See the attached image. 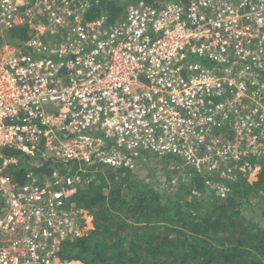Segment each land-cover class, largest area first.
Listing matches in <instances>:
<instances>
[{
    "label": "built area",
    "instance_id": "1",
    "mask_svg": "<svg viewBox=\"0 0 264 264\" xmlns=\"http://www.w3.org/2000/svg\"><path fill=\"white\" fill-rule=\"evenodd\" d=\"M89 5L0 0V38L33 31L0 45V264H64L91 229L66 200L94 164L171 157L229 178L263 151L264 0L139 2L113 25ZM5 148L78 166L20 184Z\"/></svg>",
    "mask_w": 264,
    "mask_h": 264
},
{
    "label": "trees",
    "instance_id": "2",
    "mask_svg": "<svg viewBox=\"0 0 264 264\" xmlns=\"http://www.w3.org/2000/svg\"><path fill=\"white\" fill-rule=\"evenodd\" d=\"M87 1L91 5L86 20L104 16L107 25H113L131 5L144 2L162 8L173 0ZM32 32L27 27L15 28L3 33L4 41L21 44ZM2 42L0 39V45ZM3 152L16 157L10 174L20 184L32 177L49 176L55 169L65 171L66 164L52 158L27 157L7 148ZM172 159L161 158L165 166L157 186L136 181L128 168L91 166L92 180L72 189L65 206L88 211L93 229L86 237L65 240L59 260L82 264H264V227L247 215L264 201V155L248 153L241 163L245 170L237 167L232 180L185 167L187 182L165 193L158 187L169 179L167 164H181ZM255 166L259 167L256 180L248 182L246 173ZM224 186L227 191L222 192ZM261 216L264 218V210Z\"/></svg>",
    "mask_w": 264,
    "mask_h": 264
},
{
    "label": "rangeland",
    "instance_id": "3",
    "mask_svg": "<svg viewBox=\"0 0 264 264\" xmlns=\"http://www.w3.org/2000/svg\"><path fill=\"white\" fill-rule=\"evenodd\" d=\"M171 158V157H170ZM172 159V158H171ZM173 160V159H172ZM165 164L162 163L161 158L154 157V156H140L138 160H136L134 167L131 169V172L136 179V181H142L146 184H151L153 186H157L161 180L160 176L164 170ZM166 169L169 170V179H165L162 185L158 188L159 190H163L162 192L170 193L174 191V189L178 186L179 183L187 182V177L185 176V172L178 164H174L173 162H169L167 164ZM236 170L233 169L229 175L228 179H231L237 176ZM241 169V165L239 167ZM258 171H253L251 173H246V179L248 182H253L256 179V174ZM221 189H225L227 191L226 186ZM260 201V200H259ZM261 204L254 205L253 212L248 211L247 215L253 217L254 220L258 221L264 227V218L261 216V211L264 210V201H261ZM254 203V202H253ZM90 222H92L91 215L89 216Z\"/></svg>",
    "mask_w": 264,
    "mask_h": 264
},
{
    "label": "clouds",
    "instance_id": "4",
    "mask_svg": "<svg viewBox=\"0 0 264 264\" xmlns=\"http://www.w3.org/2000/svg\"><path fill=\"white\" fill-rule=\"evenodd\" d=\"M4 38L6 39V37H4ZM0 39H1V41H3V42L1 43V45H2L3 43H7L6 41H4L5 39H4V40H3V38H0ZM15 152H19V153L23 154L21 151H15ZM23 155H24V154H23ZM256 155H257V156H258V155H264V148H263V151H262L261 154L256 153ZM10 156H11V155H10ZM13 157H14V156H13ZM27 157H30V156H27ZM174 159H175V158H174ZM175 160H178V159H175ZM60 163L63 164V166L66 164V167L64 168L65 171H64L63 173H65L66 170L69 169V168H73V169H74V168H76V167L78 166V163L75 162V161H69V162H67V163H65V162H61V161H60ZM173 163H174V162H173ZM69 164H70V165H69ZM72 164H76V165H72ZM94 165H97V164H94ZM94 165H92V166H94ZM178 166L181 167L182 169L185 168V167H182L180 164H178ZM242 166H243V171H244V170H245V169H244V165L242 164ZM186 168H189V167H186ZM55 170H56V169H55ZM254 170H255V171H259V167H258V166H255L254 169H253V171H254ZM53 171H54V170H53ZM253 171H252V172H253ZM196 172H197V171H196ZM63 173H60V174H63ZM250 173H251V172H250ZM257 173H258V172H257ZM199 174H200V173H199ZM248 174H249V173H248ZM256 176H257V174H256ZM255 180H256V179H255ZM255 180H254V181H255ZM220 190H221L222 192L225 191V189H221V188H220ZM75 192H76V191H75ZM73 193H74V192H73ZM73 193H72V194H73ZM72 194H71V195H72ZM68 198H69V197H68ZM80 210L85 211V212L87 213V216H88V217L91 215L88 211H86V210H84V209H80ZM91 217H92V216H91ZM89 227H90L91 229L88 231L87 235H88L89 232L92 231V229H93L92 222H91V224L89 225ZM87 235L82 236V237H86ZM82 237H81V238H82ZM78 239H80V238H78ZM60 262H62V261H60ZM70 262H71V261H70ZM62 263L66 264L67 262H62Z\"/></svg>",
    "mask_w": 264,
    "mask_h": 264
},
{
    "label": "crops",
    "instance_id": "5",
    "mask_svg": "<svg viewBox=\"0 0 264 264\" xmlns=\"http://www.w3.org/2000/svg\"><path fill=\"white\" fill-rule=\"evenodd\" d=\"M89 223L91 224V222L89 221ZM71 262H77V263H79V264H82L81 262H79V261H71ZM71 262H67L66 264H69V263H71Z\"/></svg>",
    "mask_w": 264,
    "mask_h": 264
}]
</instances>
